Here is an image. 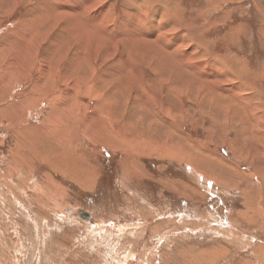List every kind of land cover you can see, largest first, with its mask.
Wrapping results in <instances>:
<instances>
[{
  "label": "rangeland",
  "instance_id": "obj_1",
  "mask_svg": "<svg viewBox=\"0 0 264 264\" xmlns=\"http://www.w3.org/2000/svg\"><path fill=\"white\" fill-rule=\"evenodd\" d=\"M25 29L50 87L0 117V264H264V0H0Z\"/></svg>",
  "mask_w": 264,
  "mask_h": 264
},
{
  "label": "bare ground",
  "instance_id": "obj_2",
  "mask_svg": "<svg viewBox=\"0 0 264 264\" xmlns=\"http://www.w3.org/2000/svg\"><path fill=\"white\" fill-rule=\"evenodd\" d=\"M58 10V9H57ZM63 12V11H62ZM64 13V12H63ZM64 15V14H63ZM94 16V15H93ZM59 17V15H58ZM97 17V15H96ZM50 18V17H49ZM55 18V17H54ZM57 21V20H56ZM59 22V21H58ZM42 24V23H41ZM56 25V24H55ZM177 25V24H176ZM78 26V25H77ZM97 27V26H96ZM99 27V26H98ZM27 28V27H26ZM78 28V27H77ZM100 28V27H99ZM76 29V28H75ZM79 29V28H78ZM96 29V28H95ZM153 29V28H152ZM26 30V29H25ZM82 30V29H81ZM98 30V28H97ZM39 31V30H38ZM75 31V30H74ZM92 31V30H91ZM26 33H22V32H18L19 34L16 35V37H14L12 39V42H8V43H2L1 45H3V47H1L2 49L0 51L2 52H7L9 53V55L7 57H2L0 54V58L2 59H6L4 61H2V63L0 64V92H3V95L4 97L0 98V117H17L16 119H18V113L20 114V118L21 116L23 118H25L26 116H28V114H30V110L32 112V110L34 109V107L37 106L38 104V100H39V96L42 92L44 91H47L49 90V77H50V73H51V70L47 68V66H43L44 68H41L42 65H41V62L40 60H38L37 58V51H36V48H35V45H34V42H35V32L37 31H31V30H26L24 31ZM85 32V31H84ZM87 32V31H86ZM90 32V31H89ZM22 33V34H21ZM27 37V35H29ZM91 34V33H90ZM98 34V33H97ZM101 34V33H100ZM76 35V34H75ZM83 35V34H82ZM92 35V34H91ZM168 35V34H167ZM79 36V34H78ZM93 37V35H92ZM97 38V37H96ZM163 38V36H162ZM161 38V39H162ZM84 39V38H83ZM167 39V38H166ZM169 39V37H168ZM95 40V39H94ZM97 40V39H96ZM102 40V39H101ZM171 40V39H170ZM93 41V40H92ZM167 41V40H166ZM180 41V40H179ZM99 42V41H98ZM168 42V41H167ZM188 42V41H187ZM12 43V44H11ZM100 43V42H99ZM168 44V43H167ZM188 44V43H187ZM38 45V43H37ZM36 45V46H37ZM90 45V44H89ZM100 46V44H98ZM97 45V46H98ZM177 45V44H176ZM98 46V48H99ZM169 46V45H168ZM179 46V45H178ZM166 47V46H165ZM93 48V47H92ZM176 49V48H175ZM87 50V49H86ZM94 50H97V49H94ZM100 50V49H99ZM174 52V51H173ZM169 53V51H168ZM172 54V53H171ZM169 55V58L171 57L172 59L174 58L173 55ZM175 54V52H174ZM4 55V54H3ZM168 56V55H167ZM204 56V54H202V57ZM205 57V56H204ZM188 59V58H187ZM1 61V60H0ZM175 61V60H173ZM189 61V60H188ZM185 63V62H184ZM195 64H193L194 66ZM181 66V65H180ZM188 66V65H187ZM197 66H199V63H197ZM38 67H40L42 69L41 71V79L39 81L38 79V75L36 76L37 78L34 79L33 75L34 74H38ZM49 67V66H48ZM186 67V66H184ZM189 67V66H188ZM187 67V68H188ZM199 68V67H198ZM191 69H194V68H191ZM196 69V68H195ZM194 69V70H195ZM190 70V69H189ZM188 70V71H189ZM136 71V70H135ZM199 71V70H198ZM196 73V72H195ZM217 73V72H216ZM227 72L223 73L222 76H224ZM229 76V73L226 74L225 77H228ZM215 79H219V76L218 74H215ZM221 77V76H220ZM139 78H141V73L139 74ZM231 78V77H230ZM7 81L6 82H2L3 80ZM232 79V78H231ZM14 80H16V82H20V81H28L29 82V85H28V88H29V94H30V97L24 101H22L21 103H17L15 100L14 101H11L14 96H13V92H11L12 90V82H14ZM76 80V79H75ZM141 80V79H140ZM235 80L237 81L236 77H235ZM52 81V80H51ZM230 81H233L230 80ZM166 83V81H163ZM238 82V81H237ZM10 83V84H9ZM47 83H48V88H47ZM145 83V82H143ZM28 84V83H27ZM207 84L208 86L206 87H214L215 86V83L214 82H207L205 83ZM227 85V83H225ZM229 84V83H228ZM237 84V83H236ZM146 85V84H144ZM235 85V83H234ZM233 85V86H234ZM52 86V85H51ZM148 86V85H147ZM236 86V85H235ZM234 86V88H235ZM245 85L241 84H237L236 88L239 90V91H242V90H245ZM74 88V87H73ZM149 88V87H148ZM234 89L231 91V94L232 95H236L235 91L237 89ZM72 90V89H71ZM129 91V90H128ZM200 91V89H199ZM49 102V101H48ZM50 103V102H49ZM67 103V102H65ZM63 104V103H62ZM152 104V103H151ZM154 104V103H153ZM57 106V105H56ZM68 106V105H67ZM61 108V107H60ZM166 108V107H165ZM30 109V110H29ZM57 110V108H56ZM70 110V109H69ZM34 112V111H33ZM59 111H55L53 110V113H56L58 114ZM67 108H63L62 110V115L60 113V117L63 115L66 116L67 114ZM71 112V111H69ZM16 113V114H15ZM78 113V112H77ZM170 114V113H169ZM51 116L49 117L48 120H46V122L48 121L49 123L51 124H55L56 121H58L59 119V115L56 116V115H53L52 113L50 114ZM53 115V116H52ZM75 115V114H74ZM81 115V114H80ZM73 116V115H72ZM67 117V116H66ZM89 118L87 119L86 123L87 125H91V123L93 124L92 121H94L97 117V114L96 112L95 113H92L88 116ZM162 117V116H161ZM168 117V116H167ZM171 117V116H170ZM22 118V119H23ZM65 118V117H63ZM87 118V117H86ZM33 119V117H32ZM61 120H63L61 118ZM60 121V120H59ZM63 121H66V120H63ZM67 122V121H66ZM65 122V123H66ZM77 122V121H76ZM95 122V121H94ZM98 122V121H96ZM95 122V123H96ZM48 123V124H49ZM59 123V122H57ZM85 123V124H86ZM12 124V123H11ZM23 124V123H22ZM26 123H24L23 125H20L18 126L19 127V131L22 133V138H21V142L22 143H25V142H28L31 140V143L33 145V143L35 141L33 140H36V143H37V139L36 137L38 135H40L42 133V129L44 128V126H37V125H25ZM77 124V123H76ZM80 124V123H79ZM78 124V125H79ZM259 124V123H258ZM15 125V124H14ZM50 125V124H49ZM82 125V124H81ZM66 126V125H65ZM80 126V125H79ZM259 126V125H258ZM261 126V125H260ZM121 127V126H120ZM79 128V127H78ZM83 128V127H82ZM101 127H99L100 129ZM151 128V127H150ZM53 130V127L51 128ZM57 129V128H56ZM71 129V128H70ZM55 130V129H54ZM53 130V132H54ZM58 130V129H57ZM81 130V129H80ZM87 130V129H85ZM47 131H49L47 129ZM82 131V130H81ZM128 131V130H127ZM46 132V131H45ZM57 131H55L56 133ZM59 132V131H58ZM62 133H60V136H69V128H63V130L61 131ZM46 134V133H45ZM48 134V132H47ZM259 134V133H258ZM55 135H59L58 133H56ZM66 140V139H65ZM142 142V141H141ZM35 144V143H34ZM146 144V143H145ZM166 144V143H165ZM19 145V144H18ZM24 146V145H23ZM34 146V145H33ZM29 147V146H28ZM36 147V146H34ZM167 148V147H166ZM28 149V148H27ZM146 149V148H145ZM169 149V148H168ZM255 149V148H254ZM144 150V149H143ZM185 151V150H184ZM32 158V157H31ZM191 164V163H190ZM191 167V166H190ZM195 167V166H194ZM195 170V169H194ZM68 211V209L66 210V212ZM71 213L72 210H71ZM76 213V211H75ZM69 214V212H68ZM93 221V220H92ZM92 221H89V222H92Z\"/></svg>",
  "mask_w": 264,
  "mask_h": 264
},
{
  "label": "water",
  "instance_id": "obj_3",
  "mask_svg": "<svg viewBox=\"0 0 264 264\" xmlns=\"http://www.w3.org/2000/svg\"><path fill=\"white\" fill-rule=\"evenodd\" d=\"M67 212L71 213V210H68ZM76 215L85 221H92V216L84 210H76Z\"/></svg>",
  "mask_w": 264,
  "mask_h": 264
}]
</instances>
